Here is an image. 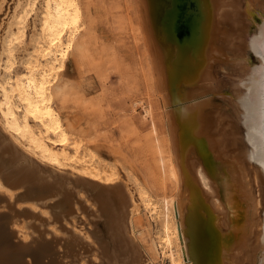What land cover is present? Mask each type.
I'll use <instances>...</instances> for the list:
<instances>
[{
	"label": "bare ground",
	"instance_id": "1",
	"mask_svg": "<svg viewBox=\"0 0 264 264\" xmlns=\"http://www.w3.org/2000/svg\"><path fill=\"white\" fill-rule=\"evenodd\" d=\"M94 7V0H0V64L31 61L24 52L35 48L36 25L54 40L40 71L0 69L6 109L23 107L12 120L23 126L29 109L42 114L108 179L105 186L61 183L42 173L49 180L40 182L41 172L17 169L20 154L0 130V176L14 188L26 186L24 197L60 195L46 202L49 217L47 207L42 216L0 192V264H264V0H135L143 74L159 111L144 106L149 130L142 134L134 112L146 103L125 91L130 107L118 127L125 150L111 142L103 149L89 131H97L103 95L86 97L62 82L71 59L89 63L101 79L117 57L107 47L93 48ZM29 23L28 36L16 41ZM74 95L93 114L89 129L65 113ZM63 184L91 192L105 231L73 230L79 199ZM16 219L22 227H13Z\"/></svg>",
	"mask_w": 264,
	"mask_h": 264
},
{
	"label": "rangeland",
	"instance_id": "2",
	"mask_svg": "<svg viewBox=\"0 0 264 264\" xmlns=\"http://www.w3.org/2000/svg\"><path fill=\"white\" fill-rule=\"evenodd\" d=\"M94 2H95V7L93 8V11H94V14H96L95 22L97 23L96 24L97 28L95 31L96 33H94V35H96V40H95L96 44L93 45V48L102 47V46L107 47V48L113 50V52L115 53V55L117 57H115V60L113 61L112 65H110V68L108 69L109 72L107 71V74H106L107 77L106 76L104 77L105 80H103L104 78L100 79L99 74L96 73L97 71L93 70L94 68H92L89 63L78 64V62L71 59L68 63L66 76L62 82L65 83L66 81H69V83L78 86L77 87L78 90H80V92H82V93H85L86 97H92V96L98 95V94H101V96L103 95L102 97L100 96L101 102H102L100 104V106H102V108H103L102 109L103 112H101L102 116L99 120H97L95 122V124H93V121H92V118L94 119L93 114L91 113L92 114V117H91V114L89 111L90 109H88V108H85L88 110V111L86 110L87 112L82 110V109H84L83 108L84 105L80 102V100L76 99V97H77L76 95H74L72 97V99H70L68 101V104H66L65 113L67 112L66 114L67 115L69 114L68 116L70 117V119L75 120L76 124L79 127L81 126L82 128L87 129L88 126L90 128V124H91V126L93 124L96 127L97 131H95L94 128L93 129L88 128V129H89L90 133H92L94 131L93 132L94 135L93 134L92 135L96 138L97 142L102 144L101 146H104L103 149L107 150V147L108 146L110 147V145H108V144H110V142H111L112 145H114V144L117 145L118 143H121V145H120L121 149L125 150L124 148H126V146H124L122 144V137H121L120 130L118 127L120 126V124H121L120 122H122L126 113L128 112V108L130 107V101L128 99V95L126 92H132V91H133V93L135 92L136 98H141L142 102L146 103V105L143 104V107H142V105L139 104L137 106L136 111L134 112L135 119L137 118L136 121L138 122L140 120L138 122V123H140V125L144 123L143 126H141V128H140V130L142 131L141 132L142 134H144V132L147 133L146 131L149 130V125L146 124V126H145V122L142 119V115L145 114L144 106H147V105L150 106V104H151V106L153 107V112L155 114H157V112L159 111L158 110V106H159L158 101L159 100L157 98L158 96H157L156 92H154L155 88L152 89L153 87L148 85L147 81L145 80L146 76L144 74L146 72V66H145L146 62H145L143 56L140 55V51H142V49H143V47H142L143 41L140 38L141 36L139 35V30L136 29L135 0H94ZM130 19H131V21H130ZM29 25H30V23L27 24V26L25 25L26 29H24V34L19 36L16 39V41L17 40H18V42L22 41L28 36L29 30H30ZM33 26L34 25H32V28H33ZM35 31H38L37 32V40L35 42L36 43L35 48H31V49L24 52L25 54H27V56L29 57V59L31 61L28 63H22V62L18 61V59L16 58V60H14L13 63L9 66H5L3 63L0 64L1 70L6 71L10 75L17 68H27L30 70H37V71L39 70L40 71V69L43 67V62L45 60H48L50 58V56L53 54V51L50 48H48L46 46V44L50 43V42H54V40L52 41V37L47 35V32H42L43 30H41V26L36 25ZM135 42L137 44H135ZM131 50L134 51V54L132 53L133 51H131ZM136 51L138 52V54ZM252 59L254 60V62H256V60H257V58H252ZM120 62H121V64H120ZM113 64H114V66H113ZM113 67H116L115 68V69H117L116 72L114 71L115 69ZM121 67H122V69H121ZM139 68H140V70H139ZM118 70H120V71H118ZM130 73H132V74H130ZM123 75H124V77H123ZM131 75H133L134 77ZM25 76H26V73H24V77ZM119 77H121V79ZM126 77H127V79H126ZM12 80L13 79L11 77H9L8 79H6V84L11 83ZM127 80H129L128 83L130 82L129 83L130 85L128 84L129 86H126ZM101 82L104 83L105 85L104 84L102 85ZM132 82L134 83V85H132ZM135 83L138 85H135ZM4 85H5V83H3L2 80L0 79V91L5 88ZM136 86H137V88H136ZM149 86L151 87L150 88L151 91L149 89ZM132 87H133V89H130ZM103 88H105V89H103ZM102 89L104 90V93H103ZM128 89H130L131 91ZM80 92H79V94H80ZM143 92L145 94H143ZM79 94H78V96H79ZM102 99H103V101H102ZM78 102H80V103L78 104ZM127 102H128V104H127ZM21 104L22 103L16 105V107L14 108L15 111L12 110V112H10L9 110L6 109L7 102L0 96V130L2 132L7 131L5 129V125H7L6 127H8V126L15 127L13 125H16V124L12 120V116H15V118H16L17 112H20L23 109ZM79 106L81 108H79ZM106 106H108V107L105 108ZM154 106H155V108H154ZM66 109H68V111ZM79 110H81L82 112ZM156 110H158V111H156ZM83 111L85 113H83ZM15 112H16V114H15ZM120 114H121V116H120ZM80 116H81V118H80ZM30 117L33 121L30 120ZM44 117L45 116L38 113L37 111L29 109L24 116V120L26 119V122H24L25 124L23 126L31 128L30 130L36 136H39L41 138L44 136V138L50 140L54 144H61L62 147H61L60 151H62V152L68 151V149H66L65 146H66V144H69V146L73 149V151L70 152V158H72V159L75 158L78 161L85 162L86 164H91L92 166L90 168H92V174L95 177L105 175L104 173H106V172H104V170L98 171L97 166L94 163H92V162H94L93 158L89 157L88 155L86 156V154L84 152H83L84 154L81 153L82 151H80V149L76 150L74 148V144H72L68 139H66V138L63 139L60 136H57L56 135L57 129L54 127L48 126V124L45 122ZM90 117H91V119H90ZM141 121L143 123H141ZM90 122H92V123H90ZM20 128H22V127L18 126V129H20ZM107 130H108V132H107V134H105ZM243 131L244 130H242V133H244ZM50 132L55 134L56 136L50 137V135H47ZM112 136H113V138H112ZM7 138H6V140L9 141V138L8 139ZM96 171H98V172H96ZM103 179L106 181L108 180L107 177H105V176H103ZM82 196L85 197L86 192L79 190V193L78 192L76 193V199H79V200H76V204H75V206L77 207V212L79 213V216L75 220L76 221V227H73V230L75 232L81 234V235H92L95 231H105L104 229H102V222H101V220H103L105 218L99 213L97 203L92 198H86L85 199ZM84 206H88L89 208L94 209L95 214H89L86 211H84L85 210ZM45 210H49V209L46 208ZM48 216L49 217L53 216V214L50 210H49ZM16 220H19V219H16ZM16 220L12 224L13 227L14 226L16 227L17 225H18V227H22V222H20V220L17 222ZM23 222H27V221L24 220ZM50 225L51 224H49L48 227H51ZM23 229L24 230L26 229L28 231L33 230L30 227H28L27 225H26V227H23ZM28 231L23 232L24 235L27 234L28 237H30L35 232V230H34L32 232V234H29L30 232L28 233ZM55 231H57L59 233H63L61 231V229L58 227L56 228ZM17 234H20V231H19V233L17 232ZM48 234H49V232H48ZM20 239H22V237H20ZM65 260H69V257H64L63 261H65Z\"/></svg>",
	"mask_w": 264,
	"mask_h": 264
},
{
	"label": "flooded vegetation",
	"instance_id": "3",
	"mask_svg": "<svg viewBox=\"0 0 264 264\" xmlns=\"http://www.w3.org/2000/svg\"><path fill=\"white\" fill-rule=\"evenodd\" d=\"M30 120L33 121L31 117H30ZM6 126L7 125H5V129L7 131L3 132L4 136L6 138L8 137L9 141L8 140L7 141L10 144H12L14 147H16V149L19 151V152L17 151V155L18 153L20 154L18 156V158L20 157L19 161L17 162V167L19 165L20 168L16 167L18 170L20 169L21 171L23 169L24 170L35 169L33 170L35 171L34 173L37 174L36 171L41 172V175L42 173L43 175L47 173L48 178L54 175L55 176V177L53 176L54 179L50 178L51 179L50 181L52 180L55 181V179L57 180L60 178L61 183L64 180H65L64 182L66 183L68 181L79 179L81 181L86 180L85 182L90 181L89 182L90 184H92V181L97 182L99 186L100 185L105 186L106 184H108V182L103 179L104 175L95 177L92 174V168H90L92 166L91 164H86L85 162L78 161L75 158L73 159L70 158V152H72L73 149L69 146V144H66L65 146V148L68 149V151L62 152L60 151L62 147L61 144H54L50 140L44 138V136L42 138L39 136H36L30 130L31 128L24 127L21 125H13L15 127H10V126L6 127ZM18 126H21L22 128L18 129ZM47 135H50V137L56 136L55 134L51 132L48 133ZM43 175L41 178V180L43 179L42 181L39 178H38L39 180L38 179L37 180L40 182H43L44 180L45 181L49 180V179H46L47 178L46 175L44 177ZM38 181H36V183ZM38 184L40 183L38 182ZM66 185L67 184H65V186ZM60 186L62 188L59 191H61L62 193L64 191V188L66 189L68 187V186L65 187L64 184H63L64 188L62 185ZM73 186L74 185H72V187ZM72 187L67 188V190L71 189L72 191L74 190L73 192L79 193L78 191L79 189L76 186H74L73 188ZM26 191H27L26 186H23L21 188H14L11 184H9V182L4 180L3 175L0 176V192L4 194L11 192L12 201L16 204L17 203L21 204L23 209L24 208L32 209L31 205H33L35 209H32V210L40 214L42 213L43 208L47 207L49 209V206L46 204V202H52L53 200L58 199L60 197V195H58L54 198L41 201L38 198L32 197V195H28L29 193L27 194V196L25 195L24 197L22 194H24ZM85 192H86V196L85 197L82 196V197H84L85 199L91 198L92 196L91 192L89 190H85ZM42 214L40 215L45 216L44 213Z\"/></svg>",
	"mask_w": 264,
	"mask_h": 264
}]
</instances>
